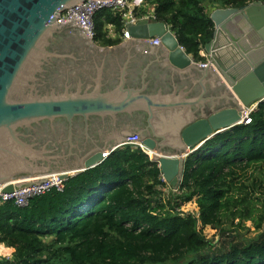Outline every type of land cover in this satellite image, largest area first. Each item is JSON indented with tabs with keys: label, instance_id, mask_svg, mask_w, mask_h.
<instances>
[{
	"label": "water",
	"instance_id": "1",
	"mask_svg": "<svg viewBox=\"0 0 264 264\" xmlns=\"http://www.w3.org/2000/svg\"><path fill=\"white\" fill-rule=\"evenodd\" d=\"M80 1L0 0L2 193L91 169L101 162V155L132 136L154 153L150 161L176 188L187 155L238 125L244 106L264 101V2L214 8L209 13L213 38L203 46L211 63L200 65L179 47L162 21L128 25L130 40L112 50L96 45L78 16L54 22L59 10ZM58 30L82 36L103 57L94 62V72L82 70L84 82L70 80L78 71L71 65L64 77L69 82L45 88L40 77L43 65L56 57H72L47 49ZM153 36L160 38L159 43L149 42ZM125 53H139L146 60L133 61L129 67ZM152 63H160L170 75L161 76L163 81L150 88L146 76ZM104 72L113 80L110 88ZM133 115L145 126L121 131L111 145L83 146L78 155H70L71 150L53 153L23 131L56 119L71 126L74 117L84 123L95 117L103 124L108 119L127 124Z\"/></svg>",
	"mask_w": 264,
	"mask_h": 264
},
{
	"label": "trees",
	"instance_id": "2",
	"mask_svg": "<svg viewBox=\"0 0 264 264\" xmlns=\"http://www.w3.org/2000/svg\"><path fill=\"white\" fill-rule=\"evenodd\" d=\"M254 1L155 0L154 14L170 26L187 55L204 61L199 51L213 38L206 8ZM94 17L98 43H119L102 33L108 23L120 29L117 17L110 11ZM251 119L187 155L176 192L167 199L159 165L140 148L126 146L69 176L61 191L31 197L24 206L0 201V245L13 249L9 257L0 256V264H264V231L230 239L218 251L198 227H221L230 207L232 219L252 220L251 211L240 207L250 196L248 186L243 184V196L234 191L248 168L264 165V101ZM258 184L250 182L252 191ZM192 200L197 214L183 213L181 205ZM262 207L258 230L264 202Z\"/></svg>",
	"mask_w": 264,
	"mask_h": 264
},
{
	"label": "flooded vegetation",
	"instance_id": "3",
	"mask_svg": "<svg viewBox=\"0 0 264 264\" xmlns=\"http://www.w3.org/2000/svg\"><path fill=\"white\" fill-rule=\"evenodd\" d=\"M78 36H68L62 30H58L54 33V37L49 41L47 49L59 53L63 52V55L70 54L72 57L66 58L63 56V59L62 57H56L43 65V72L40 77L45 88L52 86L59 87L64 81L65 84L69 82L68 79L64 77L65 74L67 75V67L71 65L75 66V70H78L74 72L75 75L70 79L74 82L75 80L84 82L82 70L86 73L94 72L92 70L94 62L99 63L103 55L87 43L85 38L80 35ZM100 47L102 48L105 46L101 45ZM123 58L124 61L129 62V67L133 61L140 62L141 60H146V58L141 57L139 53L130 55L125 53ZM62 71H64V73H62ZM107 74L104 72V78L109 84L105 86L110 88V83L113 80ZM165 74L170 75V71L164 68L160 63H152L146 76L150 88L161 83L163 81L161 76ZM142 121L143 119L137 120L135 115H133L131 120H128L127 124L110 119L106 120L105 124H103L99 119L89 117L86 124L79 117H74L71 126L65 119H56L52 124L47 121L42 122L41 125L35 127L34 131L26 129L23 131L29 134L39 145H45L46 149L51 150L53 153L66 154L71 150L70 155H78L81 154L83 146L89 149L90 147H101L105 144L111 145V142L121 135V131L131 130L132 126L137 128L145 126ZM118 126L122 128H118Z\"/></svg>",
	"mask_w": 264,
	"mask_h": 264
},
{
	"label": "built area",
	"instance_id": "4",
	"mask_svg": "<svg viewBox=\"0 0 264 264\" xmlns=\"http://www.w3.org/2000/svg\"><path fill=\"white\" fill-rule=\"evenodd\" d=\"M154 7L155 0H81L79 4L59 10L58 17L54 19V22H66L69 21L71 16H78L83 21L95 44L99 45L100 43H98L96 39L97 31L94 15L98 11H110L113 17H117L120 29L117 30L114 23L104 24L102 29L103 38L119 39L121 42L130 40L131 38L127 32L128 25L135 24L139 21H147L150 23L162 21L154 14ZM164 24L166 31L169 32L171 36L176 38L173 31L170 30V26L166 23ZM159 41L160 38L158 36H153L149 39L150 43H159ZM179 47L184 50L182 46L179 45ZM199 54H201L200 56L206 58L204 61H197L198 64L206 65L211 63L210 58L204 54L203 48L199 51ZM257 106V102L256 104L252 103L249 106H244L240 112V123H250L252 120L251 115L255 112ZM126 146L140 148L148 155V157H151L149 149L141 143L137 136H132L126 137L121 144L112 147L111 150H108L101 155V161L106 159L112 151ZM73 173L74 172H69L68 175L72 176L74 175ZM160 179L164 182L162 175L160 176ZM65 180L66 179H61L59 177H53L31 184L30 186L13 189L11 193H2L3 186H0V201H13L18 206H24L26 205L27 200L31 197L42 195L51 189L61 191ZM174 192H176V190H174Z\"/></svg>",
	"mask_w": 264,
	"mask_h": 264
},
{
	"label": "rangeland",
	"instance_id": "5",
	"mask_svg": "<svg viewBox=\"0 0 264 264\" xmlns=\"http://www.w3.org/2000/svg\"><path fill=\"white\" fill-rule=\"evenodd\" d=\"M208 7V6H207ZM214 10L210 8H206V13L209 15V13ZM204 54L207 55L204 51ZM209 57V56H208ZM206 58V57H205ZM152 152V151H151ZM154 154V153H153ZM151 157H149L150 159ZM242 174V173H240ZM254 180L256 183L259 182L257 188H253L250 185V182ZM164 187L162 188V197L163 199H167V196H170L171 193L174 192V190L177 189V187H171L164 181ZM238 185L235 189L234 193L237 196H243L245 190L243 189V184L248 186V191L250 192V196H246L247 202L240 207H245L249 211H251L252 220H240L238 218H231L230 210L232 207L229 208V210H226L223 218H222V224L219 228H213L212 226L206 225L200 227V224L198 223V227L202 230L205 238L208 241H211L216 249L218 251L220 250V246L224 245L225 243H228L230 239H236L241 240L243 238H250L258 234V232L264 231V221L261 223L262 228L256 229L255 222L257 220L258 215L261 212V209L263 208V200H264V165L260 166H252L248 168L245 172V176L239 178L237 181ZM252 191V192H251ZM239 207V208H240ZM180 210L183 213H194L197 214V206L194 203V200L186 202L181 205ZM3 248H6V251H0V256L3 257H9L13 249L7 247H4L3 245H0ZM12 249V250H10Z\"/></svg>",
	"mask_w": 264,
	"mask_h": 264
},
{
	"label": "crops",
	"instance_id": "6",
	"mask_svg": "<svg viewBox=\"0 0 264 264\" xmlns=\"http://www.w3.org/2000/svg\"><path fill=\"white\" fill-rule=\"evenodd\" d=\"M121 43H124V41H119V43H116V44H112V45H109V46H106L105 45V48H109L110 47V49L109 50H112V49H121V48H119V45H121ZM99 46H101V44H99ZM201 55V54H200ZM188 56H190V55H188ZM196 61V60H195ZM197 62V61H196ZM7 249H9V248H7ZM10 250H12V249H10Z\"/></svg>",
	"mask_w": 264,
	"mask_h": 264
},
{
	"label": "bare ground",
	"instance_id": "7",
	"mask_svg": "<svg viewBox=\"0 0 264 264\" xmlns=\"http://www.w3.org/2000/svg\"><path fill=\"white\" fill-rule=\"evenodd\" d=\"M253 104H256V102H254ZM150 155L153 156V152L150 151ZM0 251H4L5 252L6 251V248H3V247L0 246Z\"/></svg>",
	"mask_w": 264,
	"mask_h": 264
}]
</instances>
